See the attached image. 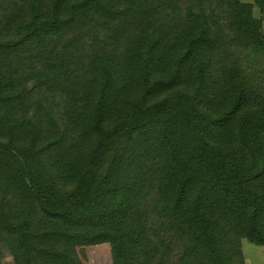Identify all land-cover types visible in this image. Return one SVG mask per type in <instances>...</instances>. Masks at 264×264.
<instances>
[{
	"label": "trees",
	"instance_id": "trees-1",
	"mask_svg": "<svg viewBox=\"0 0 264 264\" xmlns=\"http://www.w3.org/2000/svg\"><path fill=\"white\" fill-rule=\"evenodd\" d=\"M264 0H0V257L247 264L264 246Z\"/></svg>",
	"mask_w": 264,
	"mask_h": 264
},
{
	"label": "rangeland",
	"instance_id": "rangeland-1",
	"mask_svg": "<svg viewBox=\"0 0 264 264\" xmlns=\"http://www.w3.org/2000/svg\"><path fill=\"white\" fill-rule=\"evenodd\" d=\"M259 9L256 7L255 12L257 15L262 16L264 23V11L261 12ZM244 58L247 59L245 64L248 68H251L258 84L264 87V60L255 55L248 59L244 54ZM243 249L247 264H264V246L243 240ZM77 251L83 264H114L109 243L78 246ZM0 264H14L11 250L7 247L3 249Z\"/></svg>",
	"mask_w": 264,
	"mask_h": 264
},
{
	"label": "crops",
	"instance_id": "crops-1",
	"mask_svg": "<svg viewBox=\"0 0 264 264\" xmlns=\"http://www.w3.org/2000/svg\"><path fill=\"white\" fill-rule=\"evenodd\" d=\"M247 1H249V0H247Z\"/></svg>",
	"mask_w": 264,
	"mask_h": 264
}]
</instances>
